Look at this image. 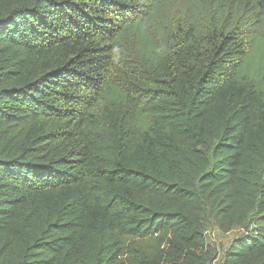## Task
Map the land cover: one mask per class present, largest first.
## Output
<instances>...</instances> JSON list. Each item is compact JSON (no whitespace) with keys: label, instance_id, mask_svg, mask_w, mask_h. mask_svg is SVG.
<instances>
[{"label":"trees","instance_id":"obj_1","mask_svg":"<svg viewBox=\"0 0 264 264\" xmlns=\"http://www.w3.org/2000/svg\"><path fill=\"white\" fill-rule=\"evenodd\" d=\"M212 223L264 264V0H0V264H214Z\"/></svg>","mask_w":264,"mask_h":264},{"label":"rangeland","instance_id":"obj_2","mask_svg":"<svg viewBox=\"0 0 264 264\" xmlns=\"http://www.w3.org/2000/svg\"><path fill=\"white\" fill-rule=\"evenodd\" d=\"M256 60L260 58V50L256 52ZM209 239L210 243L217 245L219 257L214 264H221L225 252L230 248L233 241H235L241 235V229L235 228L229 233H223L220 229L212 223L209 227Z\"/></svg>","mask_w":264,"mask_h":264}]
</instances>
